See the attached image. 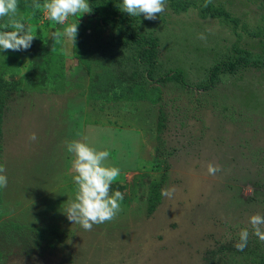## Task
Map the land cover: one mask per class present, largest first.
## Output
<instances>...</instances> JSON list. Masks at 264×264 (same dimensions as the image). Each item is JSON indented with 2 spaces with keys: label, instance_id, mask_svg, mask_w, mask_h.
<instances>
[{
  "label": "rangeland",
  "instance_id": "obj_1",
  "mask_svg": "<svg viewBox=\"0 0 264 264\" xmlns=\"http://www.w3.org/2000/svg\"><path fill=\"white\" fill-rule=\"evenodd\" d=\"M34 2L44 0H18L30 47L0 49V264H203L264 198V67L210 81L237 51L264 49V0H166L155 19L132 17L134 32L158 41L152 68L121 24H100L103 13L69 17L73 45L57 42L64 26ZM102 2L112 19L122 12L121 0ZM176 71L182 81L166 79ZM74 140L109 151L121 170L111 185L121 211L91 231L64 213ZM209 162L221 172L209 175Z\"/></svg>",
  "mask_w": 264,
  "mask_h": 264
},
{
  "label": "clouds",
  "instance_id": "obj_2",
  "mask_svg": "<svg viewBox=\"0 0 264 264\" xmlns=\"http://www.w3.org/2000/svg\"><path fill=\"white\" fill-rule=\"evenodd\" d=\"M211 3L205 0L204 7ZM166 0H121L120 10L130 17L143 14L145 19L153 20L165 11ZM33 7L46 14V18L56 24L64 26L52 35L57 42L66 37L70 44L78 32L77 23H66L70 16L78 17L91 11L88 0H44L43 3L34 2ZM18 0H0V49L16 50L28 49L34 39L35 29L23 22V17L17 19ZM11 29V30H9ZM200 39H205L201 34ZM29 140H36L35 133H29ZM67 152L72 155L73 182L75 185L74 198L68 203L64 213L72 224L80 225L85 231H91L93 225H100L112 221L121 211L123 193L112 191L111 185L121 175L120 168L106 163L110 153L98 150L85 142L71 141L66 145ZM207 173L215 176L221 172L217 164L209 162ZM6 168L0 164V189L7 187ZM175 189H161V195L171 198ZM252 234L264 242V216L252 214L248 218ZM248 228L238 232L239 241L235 247L243 251L249 239Z\"/></svg>",
  "mask_w": 264,
  "mask_h": 264
},
{
  "label": "trees",
  "instance_id": "obj_3",
  "mask_svg": "<svg viewBox=\"0 0 264 264\" xmlns=\"http://www.w3.org/2000/svg\"><path fill=\"white\" fill-rule=\"evenodd\" d=\"M102 3V0H89V5L95 13H103L100 18L98 17L100 24L104 26L110 23L113 25H115V23L121 24L124 28V31L127 32V39L133 41L136 44V47H138L139 49L137 52V57L143 64H146L150 68H152L154 57L159 53V48L157 47V39H155L152 33L143 35L141 33L134 32L133 28L130 26L133 18L123 11L119 12L117 16H113L114 19H112V15L105 13V8L104 6H102ZM2 23H4L3 20L0 21V24ZM239 66L254 67L257 69L263 68L264 49L260 50L256 55L251 54L248 51H237L236 55L233 58L219 63L212 68L210 81H212V77H215L216 79L219 72H232ZM0 79H2L1 74ZM166 79L178 82L182 81L183 78L181 72L176 71L172 75L167 76ZM0 83L1 88L6 89V87H8L4 86L5 84L8 85V82L6 80H1ZM7 92L9 93V90H7ZM7 92L5 93V96L8 95ZM262 185H264V183H262ZM253 211L255 214L264 216V198L261 199V201L256 205ZM243 228H248L250 235L247 246L243 251H239L236 249L235 244L239 241L238 232ZM203 264H264V242L260 241L254 234H252L250 225L247 226L243 223L238 224L236 228L232 230V232H228L225 234V237L216 248L210 249L205 253V255L203 256Z\"/></svg>",
  "mask_w": 264,
  "mask_h": 264
}]
</instances>
